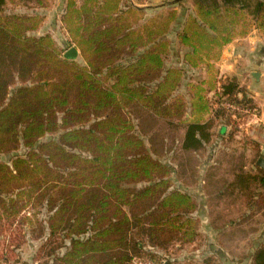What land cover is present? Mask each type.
<instances>
[{
  "label": "trees",
  "instance_id": "1",
  "mask_svg": "<svg viewBox=\"0 0 264 264\" xmlns=\"http://www.w3.org/2000/svg\"><path fill=\"white\" fill-rule=\"evenodd\" d=\"M193 6L177 34L190 68L212 72L224 47L246 34L245 15L264 34V0ZM141 11L126 0H69L63 22L83 64L63 58L49 36H28L37 19L0 16V156L11 155L0 162V210L11 217L46 210L53 264H131L149 255L146 246L164 250L195 236L187 218L195 205L170 190L169 169L151 157L127 113L138 104L161 118L184 114L182 102L171 100L182 72L163 62L171 16L140 26L133 16ZM220 83L221 102L253 108L247 96L238 99L234 79ZM201 91L192 115L208 111ZM211 116L234 123L218 110ZM211 126L189 121L182 148L201 149ZM252 264H264V248Z\"/></svg>",
  "mask_w": 264,
  "mask_h": 264
},
{
  "label": "rangeland",
  "instance_id": "2",
  "mask_svg": "<svg viewBox=\"0 0 264 264\" xmlns=\"http://www.w3.org/2000/svg\"><path fill=\"white\" fill-rule=\"evenodd\" d=\"M68 1L5 0L0 16L37 19V28L28 32V36H49L62 54L75 48L78 55L74 61L83 64L79 50L73 44L63 22ZM82 1L75 0L77 6ZM126 1L142 10L133 16L140 26L150 25L152 22L162 23L171 16L169 30L162 37L169 44L163 62L165 70L175 68L182 72V81L171 100L182 102L184 114L181 118H161L138 104L130 106L127 113L135 134L143 141L148 153L169 169L170 190L186 194L195 205V210L187 216L195 233L191 242H176L164 250L146 246L143 251L149 255L136 258L151 259L155 264H248L254 249L253 242H256L255 237L260 234V228L264 225V209L259 203L264 194V174L256 165L259 159L264 160V151L258 147L260 139L253 137L252 131L241 125L243 115L230 117L238 125L234 124V127L233 123H228L229 129L221 118H213L211 115L214 116L215 110L232 116L219 106L221 100L217 95V88L220 80L214 78L213 70L208 80L201 83V75L183 62L188 49L179 45L177 34L187 17L194 15L193 0ZM248 20L245 15L244 22ZM19 85L16 82L9 88V92H13ZM199 89L202 94L204 92L208 111L192 115L190 103L193 94ZM223 102L225 101L221 103ZM189 121H208L212 125L206 131L209 134L208 141L196 151L182 148ZM255 126L254 134L258 136L263 127ZM221 127L224 128L223 132L220 131ZM22 153L23 150H19L14 154ZM10 158L11 155L0 156V162H8ZM199 194L207 196L203 200L204 205H201ZM201 209L203 215L207 214L206 221L201 216ZM228 212L233 213L236 225L222 224L226 223L230 215ZM48 215L43 208L24 210L16 217L2 215L0 210V264H53V259L46 254L53 247L52 243L46 241ZM212 222L216 223L215 230L211 228ZM65 244H68L67 241ZM63 252L64 248L57 251L60 255Z\"/></svg>",
  "mask_w": 264,
  "mask_h": 264
},
{
  "label": "crops",
  "instance_id": "3",
  "mask_svg": "<svg viewBox=\"0 0 264 264\" xmlns=\"http://www.w3.org/2000/svg\"><path fill=\"white\" fill-rule=\"evenodd\" d=\"M247 17L249 20L245 22L246 34L237 35L229 45L224 47L220 59L213 63L212 69L214 70V78L220 80V82H225L230 79L235 80L238 99L247 96L251 100V104L253 105V108L250 109L251 114L243 117L244 121L241 125L245 128H249L252 131L251 135L253 137L260 139L258 147L260 150L264 151V140H262V138L264 139V34L254 27L250 16ZM239 29L240 27L238 30ZM191 70L197 71L198 74L201 75V83L205 82V80L210 77V72H208L206 65H200ZM202 96L205 97L204 92ZM231 117L235 118L234 116ZM234 124L235 126L238 125L237 122L233 123V126ZM255 125L263 127V130H261L262 133L258 134V136L254 134L253 127H256ZM226 126L228 129L230 128V125L227 124ZM220 131L223 132L224 128L221 127ZM262 161L264 162V160ZM261 170L264 174V169ZM199 195L202 202L201 205H204L203 200L206 199L207 196H203V194ZM259 203L264 209V194L260 197ZM247 206L251 208L250 204H247ZM201 214L206 221L207 214L203 215V209H201ZM232 214L233 213H230L226 223L222 222V224L226 226L236 225L237 221L234 220V215ZM211 228L214 230L216 229L215 222L211 223ZM259 232L260 234L255 237L256 242H253L254 240L251 241L253 242L254 249L251 251L248 264H252L251 256H253L256 251L264 248V225L260 228Z\"/></svg>",
  "mask_w": 264,
  "mask_h": 264
},
{
  "label": "built area",
  "instance_id": "4",
  "mask_svg": "<svg viewBox=\"0 0 264 264\" xmlns=\"http://www.w3.org/2000/svg\"><path fill=\"white\" fill-rule=\"evenodd\" d=\"M221 107H223L227 111H229L231 113V115L234 117L236 115L247 116V115L251 114V110L249 108L238 105V104L230 103L228 101L223 102L221 104ZM131 264H155V263L152 262L151 260H140V259L134 257L131 260Z\"/></svg>",
  "mask_w": 264,
  "mask_h": 264
},
{
  "label": "water",
  "instance_id": "5",
  "mask_svg": "<svg viewBox=\"0 0 264 264\" xmlns=\"http://www.w3.org/2000/svg\"><path fill=\"white\" fill-rule=\"evenodd\" d=\"M77 55H78L77 50L75 48H71L63 54V58L68 60H74L77 57ZM256 165L261 169H264V162L261 159L257 161Z\"/></svg>",
  "mask_w": 264,
  "mask_h": 264
}]
</instances>
